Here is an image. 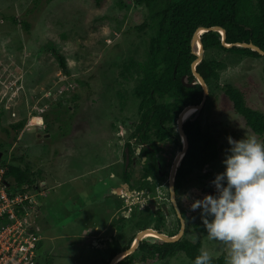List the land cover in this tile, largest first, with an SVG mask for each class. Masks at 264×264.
Returning <instances> with one entry per match:
<instances>
[{"label": "rangeland", "instance_id": "obj_1", "mask_svg": "<svg viewBox=\"0 0 264 264\" xmlns=\"http://www.w3.org/2000/svg\"><path fill=\"white\" fill-rule=\"evenodd\" d=\"M134 3L135 0H0V146L2 151L8 149L2 159L11 161L14 154L23 156V164L39 174L37 182L44 181L49 188L45 197L36 195L42 206L38 207V214L29 216L33 233L42 237L38 259L45 255L49 264H74L80 250L73 239L85 230L96 236L100 221L113 215V204L108 198L98 200L108 194L107 186L100 180L119 168L110 167V155L119 162L122 146L118 140L125 141L128 126L133 129L140 119V99L132 93L138 77L132 74L123 78L122 64L129 59L143 61L151 35L149 30L140 32L135 28L144 19L145 11L134 7ZM119 12H125L121 19L117 17ZM11 18L26 21L28 30L14 24ZM47 44L54 45L65 58L69 76H65ZM210 55L221 60L224 67L219 70L218 83L209 99L191 119L196 118L202 128L208 125V131L217 134L220 142L230 148L228 133L234 140L255 134L234 113L223 87L231 84L238 88L247 105L264 115V56L234 58L216 51ZM187 81L188 77H184L183 82ZM63 90L66 99L74 92L77 99L54 107ZM45 111L49 126L43 118L41 124L37 118ZM23 119L24 126L12 132L10 125ZM171 124L175 130L176 122ZM36 133L39 134L35 136ZM43 133L48 138L44 139ZM149 141L152 142L151 136L146 139ZM158 144L160 160L168 167L175 146ZM222 161L223 158L202 171L212 172V180H204L199 186L197 178L191 176L178 194L187 210L185 239L198 236L196 242L201 244V250L209 251L214 258L225 254L224 247L209 240L206 231H195L193 224L202 221L199 210L191 211L190 205L206 194L215 195L211 182L223 169ZM16 163L19 164L17 160ZM104 202L111 206L104 208ZM139 222L140 228L150 226L143 217H139ZM132 234L130 228L129 236ZM72 235L73 239L67 238ZM98 252L83 254L93 257L96 263L106 257V253L104 256ZM140 254L138 251L132 256L136 262L131 264H192L181 253L163 261L140 263Z\"/></svg>", "mask_w": 264, "mask_h": 264}, {"label": "trees", "instance_id": "obj_2", "mask_svg": "<svg viewBox=\"0 0 264 264\" xmlns=\"http://www.w3.org/2000/svg\"><path fill=\"white\" fill-rule=\"evenodd\" d=\"M134 7L145 11L141 24L134 27L140 32L149 30L151 35L144 60L135 62L129 59L123 63L121 76L127 79L135 74L138 77V83L132 91L133 95L140 99L137 108L140 114L137 130L140 132L142 128L147 130L154 128L157 139L170 135L169 129H165L163 125L174 123L185 106L198 105L201 102L203 93L201 85L187 87L181 81L183 76L188 77V82L193 80L190 65L195 60V56L191 54L190 41L198 27H221L226 32V43H252L264 51V0H135ZM124 15L125 12H119L117 17L121 19ZM136 17L137 15L134 16L135 19L138 18ZM119 19L117 18V21ZM10 20L14 24H20L26 30L29 28V24L24 20L18 21L15 18ZM200 39L204 57L197 65L196 72L207 85L209 92L207 99L212 93L213 86L218 83L219 70L223 69L221 60L218 61L212 57L211 51L219 52V54L226 52L234 58L261 57L249 49L224 48L216 32L204 33ZM46 48L54 55L65 76H69L65 58L56 52L54 45L47 44ZM223 91L231 102L234 113L240 116L245 126L264 142V115L250 108L242 91L233 85L226 84ZM65 96L66 92L62 93L54 107H61L66 100L73 102L78 97L75 92L69 99ZM167 98L170 99L169 102L165 101ZM67 108L68 106L64 107V111ZM45 116L44 122L49 126ZM56 118L58 120V117ZM25 122L26 119H23L11 124L10 129L19 131ZM225 129L228 131L227 127ZM183 131L187 136L189 147L177 171L176 192L181 182L186 181L190 176L197 178L199 186L203 185L204 180H212L214 177L212 172L206 171L202 174V171L212 167L215 161L224 159L228 149L220 142L217 134L213 135L208 131V125L202 128L196 118L185 122ZM227 131L225 134L228 133ZM6 132L9 133L8 130ZM229 136L233 137L228 133ZM0 150H2L1 146ZM2 161L7 162L6 159ZM22 161H24L23 156L13 155L7 165L5 179L15 190L39 188L36 178L39 177L38 174ZM223 171L224 166L220 173ZM181 214L184 217V211ZM192 227L197 232L206 231L202 222H197ZM140 248L142 254L139 262H144L147 258L153 259L156 254L165 259L167 256H176L178 253H183L193 262L201 251V244L193 243L191 239H182L176 243H144ZM118 251L117 248H113L109 257L111 258ZM224 257L225 254L217 258L212 257L211 264H224ZM130 260L127 259V261ZM107 263L105 261L104 264Z\"/></svg>", "mask_w": 264, "mask_h": 264}, {"label": "flooded vegetation", "instance_id": "obj_3", "mask_svg": "<svg viewBox=\"0 0 264 264\" xmlns=\"http://www.w3.org/2000/svg\"><path fill=\"white\" fill-rule=\"evenodd\" d=\"M46 113V111L42 112V117H44ZM138 125L139 123L133 126V129L128 126L127 131L125 130V128H123V130H125L128 135L125 141L118 140L120 141L122 146L121 159L118 160L119 162H116L113 160V155H110L109 158L110 167L117 166L119 168H117V170L113 169V167V171L108 174V178H106L105 180H100L104 186H107L108 194H110L108 200L109 202H111V204H113V215L106 220L100 221V227L97 231L98 234L94 237H92L93 235L91 236L92 232L90 233L86 230L85 233L79 234L76 238H74V235H72V237H67L69 239L74 238L73 240H76L74 241V244L78 246L80 250V253L78 254L79 257H75L73 259L74 264H104L105 261H107V264H109V262L116 255L127 251L135 242L134 240L136 235L146 229H151L153 231L163 233L168 237L175 236L180 231V218L175 206L171 201L170 195L171 170L173 168L174 160L177 154L182 150V141L177 132V125L174 130L172 124H170V128L168 127L169 124H164L163 127L165 129H169L170 135L164 137L163 139H157L158 137H156L154 133V128L152 129L153 131H151L150 129L147 130V128H142L141 131L138 132ZM42 130L44 131L45 128ZM12 132L15 131L12 130ZM37 134L39 133H36L35 136H37ZM150 134H153L154 136L152 137V135ZM42 136L44 139L48 138L47 133H43ZM144 136H146L147 138ZM150 136L152 142H146V139H148V137ZM160 142L164 145H166L167 143H171L175 146V150L172 153L173 159L168 167H165L160 160L159 155L161 147H159L158 144ZM4 151H7V149H4ZM182 160L180 164L178 163L174 176V198L179 210L180 217L184 221V231L178 241L185 239V235L187 234L186 225H189L188 223H185L187 218V210L185 207H183V205L181 204V200L178 197V194L181 192V190H183L184 184L188 179L184 182H181L180 188H178L177 192L175 191L177 171L181 166ZM42 187L45 188L44 193L46 196V194L49 193V188L47 190L44 185H42ZM113 190H116V192L113 193ZM163 191H165L166 194L162 193ZM108 206L111 205L104 202V208ZM182 211H184V217H182ZM139 217H143L144 222L148 223L150 226L148 228H140ZM118 227L119 229H117ZM130 228L133 229V234L131 236H129ZM109 231L111 233H108ZM108 234L109 237H105ZM92 238L94 239V241ZM144 243L159 244L156 240L151 238L143 239L140 241L133 253L125 256L117 264H131L133 262H136V260H134L132 256L138 251H140L142 254L140 247ZM40 247L41 246H39L38 251ZM113 248H117L119 251L110 258L109 255L111 254ZM85 251L90 252V254L92 255L96 251H99L98 254L104 253V256L106 253V257H100L102 262L98 261L94 263L95 261L93 257L89 259L84 256L83 253ZM141 254L138 257L137 261L140 259ZM175 257L176 256H167L165 259H171ZM127 259L130 261H127ZM165 259L160 258L156 254L153 259L147 258L144 262L140 263H147V261L157 262L163 261ZM35 263L49 264L45 255L44 257L39 256V259L37 257Z\"/></svg>", "mask_w": 264, "mask_h": 264}, {"label": "clouds", "instance_id": "obj_4", "mask_svg": "<svg viewBox=\"0 0 264 264\" xmlns=\"http://www.w3.org/2000/svg\"><path fill=\"white\" fill-rule=\"evenodd\" d=\"M184 77L186 76L182 78ZM185 84L200 85L194 77L191 82L187 81ZM61 96L62 94L58 96L59 99ZM196 113L195 111L194 115ZM187 121H184V124ZM226 139L230 148L226 150L222 161L224 171L216 174L211 182L215 195L206 194L202 199L193 200L190 210H199L207 238L224 247V264H264V142L258 140L255 135L240 140H234L230 136ZM0 152L3 156L8 149ZM2 156L0 160H3ZM43 183L38 182V190L41 192L45 191ZM198 238L193 235L192 242L196 243ZM211 261L212 254L201 250L192 264H211Z\"/></svg>", "mask_w": 264, "mask_h": 264}, {"label": "built area", "instance_id": "obj_5", "mask_svg": "<svg viewBox=\"0 0 264 264\" xmlns=\"http://www.w3.org/2000/svg\"><path fill=\"white\" fill-rule=\"evenodd\" d=\"M8 163L0 160V264H36L41 236L33 233L29 216L38 214L36 195L44 192L12 188L5 179Z\"/></svg>", "mask_w": 264, "mask_h": 264}, {"label": "water", "instance_id": "obj_6", "mask_svg": "<svg viewBox=\"0 0 264 264\" xmlns=\"http://www.w3.org/2000/svg\"><path fill=\"white\" fill-rule=\"evenodd\" d=\"M208 32H216L219 34L220 36V41H221V45L224 48H232V47H236V48H243V49H249L253 52H256L258 55L260 56H264V51L261 50L260 48H258L257 46L253 45L252 43H231L228 44L225 42V38H226V32L223 28L218 27V26H212L209 28H204V27H198L195 32L192 35L191 41H190V48H191V54L195 56V60L192 62L191 64V72H192V76L197 79L202 87V99L201 102L198 105L195 106H187L186 108H184V110L179 114L178 118H177V132L179 137L181 138L182 141V150L177 154L175 160H174V165L173 168L171 170V175H170V195H171V201L173 203V205L175 206L177 212H178V216L180 218V231L177 235L173 236V237H168L165 234L153 231L151 229H146L143 230L141 232H139L136 237H135V242L133 243V245L125 252H122L118 255H116L110 262L109 264H117L119 261H121L125 256L129 255L130 253H133L136 250V247L138 246V244L140 243L141 240L145 239L146 233L150 232V233H154L156 234L157 238V243L162 244V243H176L182 236L183 231H184V221L183 219L180 217L179 214V210L178 207L176 205L175 202V198H174V176H175V172H176V168L178 163L180 164L181 160L183 159L184 155L186 154L187 148H188V142H187V138L186 135L184 134L183 131V124L184 121L182 119V115L185 111H187L190 108H194L196 112H200L202 107L204 106V103L206 101V98L208 96V88L206 86V84L204 83L203 79L200 77V75L196 72L195 67L200 63V61L202 60L203 57V46L201 43V35H203L204 33H208ZM184 78H182L183 81ZM183 83V82H182ZM183 85L190 87L192 84H185L183 83ZM41 119V118H38ZM42 121V119H41ZM2 156V152H0V158ZM156 240V238H155Z\"/></svg>", "mask_w": 264, "mask_h": 264}, {"label": "bare ground", "instance_id": "obj_7", "mask_svg": "<svg viewBox=\"0 0 264 264\" xmlns=\"http://www.w3.org/2000/svg\"><path fill=\"white\" fill-rule=\"evenodd\" d=\"M194 113H195V109L194 108H190V109H188L187 111H185L184 113H183V115H182V119H183V121H187V120H189V119H191V117L194 115ZM37 122V121H36ZM39 122H40V124H41V119H39ZM146 236H147V238H158L157 236H156V234H154V233H150V232H147L146 233Z\"/></svg>", "mask_w": 264, "mask_h": 264}, {"label": "crops", "instance_id": "obj_8", "mask_svg": "<svg viewBox=\"0 0 264 264\" xmlns=\"http://www.w3.org/2000/svg\"><path fill=\"white\" fill-rule=\"evenodd\" d=\"M96 171H97V170H96ZM98 171H100V170H98ZM101 171H102V170H101ZM42 181H43V180H42ZM43 182H44V181H43ZM53 184H54V183H53ZM43 185L46 187V186H47L46 182H44ZM46 189L48 190L47 187H46ZM115 192H116V190H113V193H115ZM107 193H108V192H107ZM109 195H110V194H107V195H105V197H102L101 199H98V200H103V199L106 200V198L109 199ZM118 199H119V198H118ZM64 237H66V236H64ZM64 237H63V238H64ZM52 241H53V240H52ZM40 243H41V242H40Z\"/></svg>", "mask_w": 264, "mask_h": 264}]
</instances>
